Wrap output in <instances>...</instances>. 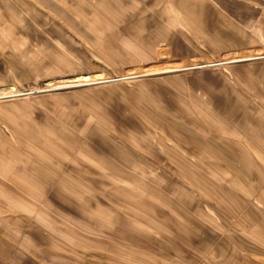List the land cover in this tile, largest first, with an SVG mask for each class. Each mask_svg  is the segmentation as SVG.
I'll return each instance as SVG.
<instances>
[{
    "label": "rangeland",
    "instance_id": "rangeland-1",
    "mask_svg": "<svg viewBox=\"0 0 264 264\" xmlns=\"http://www.w3.org/2000/svg\"><path fill=\"white\" fill-rule=\"evenodd\" d=\"M0 264H264V0H0Z\"/></svg>",
    "mask_w": 264,
    "mask_h": 264
},
{
    "label": "bare ground",
    "instance_id": "bare-ground-1",
    "mask_svg": "<svg viewBox=\"0 0 264 264\" xmlns=\"http://www.w3.org/2000/svg\"><path fill=\"white\" fill-rule=\"evenodd\" d=\"M168 70V69H167Z\"/></svg>",
    "mask_w": 264,
    "mask_h": 264
}]
</instances>
